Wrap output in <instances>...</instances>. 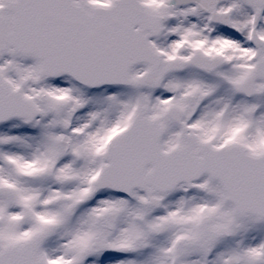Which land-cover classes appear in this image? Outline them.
Here are the masks:
<instances>
[{"label": "snow or ice", "instance_id": "snow-or-ice-1", "mask_svg": "<svg viewBox=\"0 0 264 264\" xmlns=\"http://www.w3.org/2000/svg\"><path fill=\"white\" fill-rule=\"evenodd\" d=\"M0 264H264V0H0Z\"/></svg>", "mask_w": 264, "mask_h": 264}]
</instances>
